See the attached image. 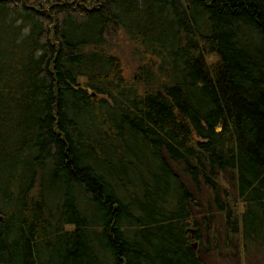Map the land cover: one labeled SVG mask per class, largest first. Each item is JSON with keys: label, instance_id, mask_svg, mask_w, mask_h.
<instances>
[{"label": "trees", "instance_id": "trees-1", "mask_svg": "<svg viewBox=\"0 0 264 264\" xmlns=\"http://www.w3.org/2000/svg\"><path fill=\"white\" fill-rule=\"evenodd\" d=\"M232 238L264 249V0H0V264Z\"/></svg>", "mask_w": 264, "mask_h": 264}, {"label": "rangeland", "instance_id": "rangeland-1", "mask_svg": "<svg viewBox=\"0 0 264 264\" xmlns=\"http://www.w3.org/2000/svg\"><path fill=\"white\" fill-rule=\"evenodd\" d=\"M111 45L113 52L121 58L123 70L128 76H131L136 68H138L142 62H145L143 59H136L131 52L134 46L133 42L127 41L121 33L114 39L109 40L106 48L109 49ZM208 60H211V62L216 61L213 56H210ZM188 235H190L192 244L196 243L193 246L199 244L195 239V231L194 233H188ZM200 246L198 254L202 257L203 264H264V249L259 250L256 245L254 247L251 245L250 249L245 248L244 253H242L238 240L235 238L231 239L228 247L223 245L214 251L206 248L202 243H200Z\"/></svg>", "mask_w": 264, "mask_h": 264}, {"label": "water", "instance_id": "water-1", "mask_svg": "<svg viewBox=\"0 0 264 264\" xmlns=\"http://www.w3.org/2000/svg\"><path fill=\"white\" fill-rule=\"evenodd\" d=\"M191 233H194V231H193V230H191Z\"/></svg>", "mask_w": 264, "mask_h": 264}]
</instances>
